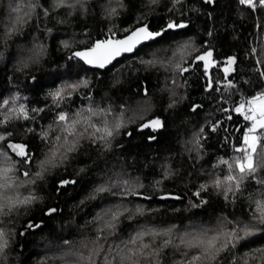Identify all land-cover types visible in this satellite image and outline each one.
Returning a JSON list of instances; mask_svg holds the SVG:
<instances>
[{
  "label": "snow or ice",
  "instance_id": "1",
  "mask_svg": "<svg viewBox=\"0 0 264 264\" xmlns=\"http://www.w3.org/2000/svg\"><path fill=\"white\" fill-rule=\"evenodd\" d=\"M203 2L214 4L215 0ZM238 2L253 11L257 9V2L260 8H264V0ZM160 4L161 0H145L142 7L147 12H155ZM7 7L8 22L0 35L5 47L8 46L7 41L33 17L39 20L41 15L46 18L51 16L58 24L66 23L67 18L75 13L86 14L89 2L16 0L13 3L10 0ZM101 7L103 15L111 20L119 15L118 10L127 6L123 0H108ZM165 10L172 15L167 16L157 28L142 22L137 16L132 18L131 25L123 28L113 24L103 38H92L85 30L82 39L60 41L67 53L65 58L68 67L75 69V78L57 76L59 83L53 81V86L47 88L42 106L30 107L26 103L27 97H21L19 93L7 97L0 93V264H8L12 231L4 225L3 219L18 214L21 208L27 211L35 202L41 201L43 198L35 193V186L46 182L55 170L64 168L85 142L100 151L111 150L118 137L132 136V131L127 129L137 118L140 120L137 131L150 130L147 136L149 142L157 139L151 132L165 127V121L158 115L150 118L144 115L137 117L136 114L128 116L124 104L117 108L95 100L87 72L91 70L93 75L115 76L130 67L131 61L144 68L162 67L171 74L168 78L171 86L165 84L161 89L169 95L168 109L186 98L178 94L176 89L187 86L185 74L195 70H199L204 80V93L209 96L220 94L217 99L222 106L217 111L223 118L206 120L201 124L185 142V150L189 154L194 152L196 160L203 159L206 150L202 141L206 142L209 136L215 134L221 147H229L230 154L218 152L210 159L209 167L200 170L203 179L192 192L194 199H189L188 204L193 208L205 205L207 199L203 194L211 191L222 197L226 207L235 208L238 200H242L247 212L221 214L210 226L194 225L183 231L174 224L157 228L149 226L147 222L138 223L136 228H132L131 222H138V218L155 211L150 204L146 208L141 201L151 202L156 193L145 191V184L139 176L133 177L123 169L113 170L105 173L99 182L93 181L91 190L84 198L99 200L105 205L93 217L96 226L92 237L85 235L75 244L64 240V245L68 247L55 259L60 264H264V87L245 96L241 90L249 81L238 78L235 56L218 62L213 49L206 46L207 41L197 45L192 37L175 39L186 34L182 30L188 29L189 23L183 18L174 19L173 16L179 14L183 17L187 12H199L195 4L186 3L185 0H168ZM52 31V28L44 29L45 35H50ZM208 35L211 36L210 31ZM167 41H171V44L163 47ZM149 49L150 52L146 51ZM162 50L167 53L166 56L158 55ZM45 55L47 46L41 42L34 43L27 54L16 61V71L23 72L39 64ZM248 55L254 60L252 71L257 72L259 80L264 82V46L259 51L256 48L249 49ZM2 59L3 53L0 52ZM213 69L222 75H214ZM29 79L37 81L35 75ZM119 82L118 77L112 81L113 85ZM37 87L41 85L37 83ZM139 91L147 97L149 86L141 83ZM237 94L238 101H234L232 107L223 106ZM202 108V104L193 103L189 111L196 112ZM48 113H51V118L47 124L39 125V130L31 126L38 119H44ZM233 115L244 123L241 128L230 131L224 125L232 120ZM20 121L25 123L18 129L16 124ZM17 136L19 139L15 138ZM25 137H38L45 148L37 155ZM122 146L116 144L117 148ZM174 171L166 160L161 179L156 180L151 188L160 189L163 181L170 179ZM76 183L75 179L61 178L57 181L55 191L59 193L61 189ZM158 199L182 200V197L161 189ZM60 212L61 209L50 206L45 215L54 218ZM125 221L129 222L127 227L132 228V231L126 238H120L123 230L119 226ZM89 223L92 221H85V227ZM41 224L29 221L25 227L33 230ZM109 237H116L119 242L106 246ZM169 249L172 250L170 260L167 257Z\"/></svg>",
  "mask_w": 264,
  "mask_h": 264
},
{
  "label": "trees",
  "instance_id": "2",
  "mask_svg": "<svg viewBox=\"0 0 264 264\" xmlns=\"http://www.w3.org/2000/svg\"><path fill=\"white\" fill-rule=\"evenodd\" d=\"M9 2L10 0H0V35L8 22ZM11 2L15 3L16 0ZM88 2L89 8L86 14L75 13L67 18L66 23L58 24L51 16L46 18L41 15L39 20L33 17L20 32L7 41V47L0 40V52L3 53V59L0 60V93H4L5 97L19 93L21 97H27L26 103L30 107L42 106L45 103L44 93L47 88L53 86V81L59 83L56 80L57 76L75 78V69L68 67V61L65 58L67 53L60 41L82 39V33L85 30L92 38H103L113 24L123 28L131 25L132 18L137 16H140L142 22L157 28L167 16L172 15L165 10L168 0H161L155 12H147L146 8L142 7L145 0H123L127 7L118 10L119 15L109 20L103 15L101 7L108 0H88ZM185 2L195 4L200 11L187 12L183 17L179 14L173 16L174 19L183 18L189 23V28L182 30L186 34L176 36L175 39L183 40L192 37L197 45L207 41L206 46L213 49L214 58L218 62L225 61V58L229 56H235L238 78L249 81L241 90L245 96L264 87V82L259 80L258 73L252 71L254 60L248 55L249 49L256 48L259 51L264 46V8H260L257 2V9L253 11L246 5H240L238 0H215L214 4H206L203 0H185ZM46 27L53 29L50 35H45ZM209 31L211 36L208 35ZM36 42L47 46V55L41 58L39 64L23 72H17L16 61L26 55L27 50ZM169 44L171 41H167L163 47ZM146 51L150 52L151 49ZM158 55L163 57L167 53L162 50ZM83 74L81 71V75ZM213 74L222 75L216 69H213ZM31 75L37 77L36 82L29 79ZM170 75L162 67L144 68L134 61L130 62V67H126L122 73H116L115 76L93 75L91 70L87 72V77L91 81V91L97 102L102 105L112 104L117 108L120 104H124L128 116L136 114L137 117L144 115L145 118H150L158 115L165 121V127L151 132L157 139L149 142L147 136L150 130L137 131V124L140 123L137 118L136 122L129 124L127 129L132 131V136L121 135L114 142L111 150L100 151L97 147H92L85 142L64 168L55 170L46 182L35 186V193L43 198L41 201L35 202L27 211L21 208L18 214L3 219L4 225L12 230L8 264H42V262L43 264H60L55 257L68 247L64 245V240L75 244L85 235L91 238L96 226L93 217L105 205L99 200L90 201L84 198L91 190L93 181L99 182L105 173L113 170L123 169L133 177L139 176L145 184L144 190L156 193L151 202L141 201L145 203L146 208L150 204L155 211L138 218V222H131L132 228H136L138 223L147 222L149 226L157 228L174 224L177 229L183 231L194 225L210 226L221 214L228 215L232 212L246 214L247 207L242 200H238L235 208L226 207L222 197L211 191L203 194L207 199L205 205L193 208L188 204L189 199H194L192 192L203 179L200 170L207 169L210 159L218 152L230 154V149L227 145L221 147L213 134L206 142L202 141L206 150L203 159L196 160L194 152L189 154L185 150V142L201 124H204L206 120L223 118V115L217 111L222 104L217 99L220 94L209 96L203 92L204 80L199 70H195L191 74H185L188 78L187 86L176 89L178 94L186 98L179 101L174 108L168 109L169 95L161 89L165 87V84L171 86V81L168 79ZM117 77L120 82L113 85L112 81ZM37 83L41 87H37ZM141 83L149 86L147 97L139 91ZM223 91L224 89L221 88V92ZM225 99L228 98L225 97ZM234 101H238V94L228 99V103L223 106L230 108ZM193 103L202 104L203 108L190 112L189 106ZM50 118L51 113H48L44 119H38L31 126L39 130V125L47 124ZM24 123L17 122L16 127L19 129V126ZM243 123L242 119L233 115L232 120L224 126L231 131L233 128H241ZM205 130L207 131L206 126ZM15 138L19 139V136ZM25 141L32 145L37 155L45 148L38 137H25ZM117 143L123 146L117 148ZM190 155L191 159H189ZM166 160L170 168L175 170L174 175L164 180L160 189L154 190L151 185L161 179L163 164ZM82 168L84 170L80 171ZM61 178L75 179L77 183L68 185L57 193L55 191L57 181ZM161 189L180 195L182 200H159ZM21 191L24 190L21 189ZM82 200H84L83 203H81ZM50 206L57 207L62 212L56 214L54 218L46 216L45 211ZM29 221L38 224L42 222V224L38 228L28 230L25 226ZM85 221H92V223L85 227ZM128 223L125 221L119 226L123 230L120 238H126L132 231V228L127 227ZM21 232L24 234L21 235ZM113 242L118 243L119 239L109 237L105 244L107 246ZM167 257L169 260L172 258L171 249L167 250Z\"/></svg>",
  "mask_w": 264,
  "mask_h": 264
}]
</instances>
